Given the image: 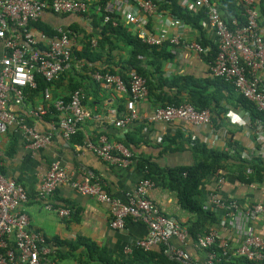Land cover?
<instances>
[{"label": "built area", "instance_id": "2783aa9c", "mask_svg": "<svg viewBox=\"0 0 264 264\" xmlns=\"http://www.w3.org/2000/svg\"><path fill=\"white\" fill-rule=\"evenodd\" d=\"M130 0H107L103 12L118 14L130 26L133 33L140 37L147 46L169 44L181 51L192 52L200 58L205 49L197 41H188L179 35H169L165 28L154 31L146 30V20L128 11ZM138 7L146 18L158 16L151 0H136ZM245 5V23L230 28L223 20L217 6L212 0H189L186 5L203 10L208 28L212 31L217 53L208 63L212 77L224 80L232 85L234 93L251 102L256 110L264 116V25L259 21L258 0H242ZM88 5L83 0H0V148L3 135L10 129L20 134L31 151L46 147L55 132L64 142L69 143L77 134L81 124L91 117L84 107V92L77 89L71 92L68 99L52 98L51 89L42 91V103L29 110L33 120H42L49 115L50 127L46 132H38L34 126L9 110V104L22 106L27 98V90L36 89V76L50 83L59 78L73 65V54L81 51V44L75 36L63 27H56L55 34L47 36L38 31L32 24L50 11L54 15L83 16L88 12ZM100 11V7L96 8ZM169 25L180 28L183 23L170 16ZM107 18H105L106 20ZM92 47L96 40L91 41ZM93 81L104 88L114 87L124 96L125 110L110 111L107 123L119 129H127L141 119L137 105L147 99L148 89L144 78L137 74L130 76L128 86L110 74L93 72ZM231 124L247 131L263 150L264 155V118L251 122L247 113L237 115L228 112L226 115ZM149 124L181 121L195 128H207V140L212 139V114L208 109L197 110L190 104L155 108L144 116ZM207 146L211 144L206 143ZM216 148L217 146H211ZM229 155L235 153L234 148L220 146ZM85 152H91L102 162L122 169L136 167V158L122 144L109 142L101 135L96 142L87 140L83 144ZM145 170H141V178L132 192L124 200L109 195L104 191L100 180L89 174H73L63 168L57 161H52L48 170L41 177L37 196L44 201V208L55 212L61 218H68L70 210L53 206L51 197L59 186L66 185L78 195L94 198L104 203L109 209V226L123 229L127 221L142 223L146 226V236L135 243L136 249L149 251L155 246H163V254L177 264H220L222 259L232 257L245 258L252 264H264V234L255 229V221L264 213V190L260 201L243 205L239 201L224 198L221 191L225 185V177L219 172L209 178L211 185L206 193V204L227 218L232 227L234 237L239 239L236 249L232 248L231 239L220 240L214 228L196 236L192 241L194 247L205 253L204 261L194 259L182 247L170 245L172 239L186 244L191 239L185 226L166 217L156 204L149 199V191L154 184L146 179ZM254 185H249L252 187ZM27 201L25 189L1 172L0 162V264H55L49 248L43 246L46 240L42 233L29 228V219L22 211ZM216 246L219 253L214 251ZM126 253H129L126 250Z\"/></svg>", "mask_w": 264, "mask_h": 264}, {"label": "crops", "instance_id": "0c3cea01", "mask_svg": "<svg viewBox=\"0 0 264 264\" xmlns=\"http://www.w3.org/2000/svg\"><path fill=\"white\" fill-rule=\"evenodd\" d=\"M181 7H186L189 10L196 11L197 9L186 5L189 0H175ZM222 0H212L214 4L220 6ZM236 6L242 0H233ZM264 1V0H263ZM259 2V0H258ZM128 11L137 17H143L146 20L145 29L154 31L156 29L165 28L169 35H179L181 38L188 41H196L199 33L192 30L189 26L183 24L177 28L170 26V15L168 13H160L158 16L146 18L138 7L136 0H130L127 7ZM258 10V6H257ZM88 15L91 16L90 11ZM79 18H70V21L78 23L86 30H94L92 19L88 16ZM261 17V15H260ZM43 20L48 23L55 24L58 27H63L66 21L56 19L50 14H44ZM264 23V17L261 18ZM201 33L205 41L215 44L212 31L208 28L205 21L200 22ZM135 29L131 26V29ZM173 57L170 61L163 64V73L166 77L192 76L199 80L213 79L209 72L208 62L203 58H197L192 52L181 51L177 48L170 47ZM209 47H206V54ZM126 52L114 51L115 60L126 59ZM99 67L100 64H95ZM89 75V74H88ZM90 77V76H89ZM264 81V73H261ZM84 99L83 105L90 112L91 117L81 124L78 130V136L72 138L67 143L64 142L58 132H55L51 142L44 148L38 151H31L25 144L24 139L20 134H15L12 130H8L2 138L0 148V162L2 174L11 180L20 184L26 191L27 201L22 205V211L29 219V228L32 231L40 232L46 240L43 248L47 247L53 255L57 248L61 255L54 257L55 264H102L97 259L100 255L102 260L109 264H133L130 262L132 253L136 250L135 243L143 239L147 234L146 226L142 223L127 221L123 229H113L109 226V209L104 203L96 201L88 196L78 195L72 188L66 185L59 186L50 202L53 206L68 208L70 216L61 218L55 212L48 211L44 208V201L37 196L41 177L48 170L52 161H57L63 168L73 174L76 178L78 174H89L98 178L106 190V192L120 200H124L126 195L133 191L135 184L141 178V173L136 167L130 169H122L116 166H110L102 162L91 152L83 150L85 141L90 140L96 142L101 135L107 137L109 142L120 144L119 141L125 136L127 129H119L107 123V116L110 111H117L120 105L124 103V96L114 87L104 88L99 85L95 89L90 90V86L84 84ZM225 92V90H223ZM52 95L57 94V97L69 96L66 82H62L55 89L52 88ZM42 103V97L39 95L34 103L26 101L22 106L9 104V110L19 117L24 118L27 123L40 132H46L50 127L52 120L51 116H45L42 120H33L29 115V110L34 106ZM155 106L148 100H144L137 105V110L141 119L136 122V125L143 124V129L138 136L139 144L136 148V155H142L150 158L151 162L155 163L159 168L165 167H181L189 166L193 162L192 154L188 148V138L198 136L205 144L209 142V147L220 146L228 143V138L232 134L233 141L236 142L235 151L240 158L249 160L254 155L263 153L262 147L247 135V131L237 125L231 124L226 116L228 112H233L237 115H243L241 110H228L225 115H221L217 126H213L212 139L207 140L209 134L207 128H195L181 121H173L170 123H155L149 124L144 121V116L154 110ZM246 113V112H245ZM249 118V117H248ZM179 134L180 139H177L175 144H169L174 151L162 152V141L165 138H171ZM76 141L81 142V145ZM162 145V147H159ZM178 146V149L176 147ZM214 148V147H213ZM231 171V170H230ZM225 177V185L221 191L224 198L234 199L243 205H248L252 202L260 201L262 187L256 185L252 187L239 184L231 172L225 171L221 173ZM211 180H207L204 185V193L209 189ZM149 199L153 201L160 211L168 218L179 224L186 223L190 218L179 205L175 194L163 188L153 187L149 191ZM74 214V215H73ZM255 229L260 235L264 234V213L260 214L255 221ZM214 228L220 240L231 239L232 248L236 249L239 245V239L234 237L233 230L229 221L224 216H220L219 224ZM78 239L84 240L94 246L96 253L93 257L84 255L85 245L81 244L74 252L69 249V245H74ZM65 242L66 245L55 248V241ZM170 245L173 247H182L199 262L204 261L205 253L194 247L190 240L186 244H181L172 239ZM155 246L152 249H156ZM151 249V250H152ZM70 250V251H69ZM128 250L129 253H126Z\"/></svg>", "mask_w": 264, "mask_h": 264}, {"label": "trees", "instance_id": "16d2710c", "mask_svg": "<svg viewBox=\"0 0 264 264\" xmlns=\"http://www.w3.org/2000/svg\"><path fill=\"white\" fill-rule=\"evenodd\" d=\"M83 1L86 2L89 7L88 10L91 12L95 11L97 7H100L99 12H92L91 16L86 13L80 17L84 18L88 16L92 19L91 23H93L94 30L91 31L86 30L74 21H70L71 17L77 19L79 18L78 16H57L50 11L46 12V14H50L56 19L66 21L63 26L81 44V51L73 54L74 61L81 66L76 68L73 65L59 78L50 83L46 82L42 77L36 76V89L27 90L26 92L28 102L34 103L39 95H42V91L46 87H49L52 91V88L55 89L62 82L67 83L68 92L70 93L79 88H84V84L90 86V90H97L95 88L99 84L93 81L90 76V74L97 71L102 74L117 76L125 86H128L130 76L137 74L145 79L148 89L147 99L155 108L190 104L197 110L208 109L212 114V124L215 127L217 126V122L220 121L221 115H225L228 110L233 109L246 112L251 122L264 118L251 102L243 96L235 94L232 85L224 80L218 78L199 80L192 76L171 78L164 76L163 64L170 61L173 57L171 50H169L171 47L169 44L165 43L161 46H147L143 44L140 37L133 33L131 26L120 15L103 12L102 9L107 0ZM151 1L155 5L158 13H168V15L179 19L184 25L198 32L199 37L196 41L204 49L209 47L208 52L203 54L201 58L205 59L208 63L212 61L217 53V47L215 44L205 41L202 36L200 22L205 17L203 10H189L186 7L179 6L175 0ZM214 5L217 6L216 4ZM257 6L259 21L264 25L261 22V18L264 17V1L259 0ZM217 8L224 22L230 28H235L233 22L237 26H242L245 23L243 16L245 5L243 2H240L239 6H236L233 0H222L220 6H217ZM105 18L107 19L105 20ZM32 25L47 36L54 35L55 28L58 27L55 24L46 22L43 18H40ZM93 39L96 40L95 47H92L91 44ZM116 50L121 52L125 51L126 59L115 60L113 52ZM98 63L100 66H95ZM57 96V94H53L52 98H56ZM63 98L67 100L68 96H64ZM124 103L117 109L118 112L125 110ZM53 113L54 111L51 109L47 116ZM142 129L143 124L136 125L135 123L130 126L119 143L135 155L136 168L140 173L141 170L146 171L144 175L146 179L150 180L155 187L166 189L175 194L177 204L190 217L186 223L180 225L186 227L191 241H194L197 235L219 224L221 213L207 206L206 193L208 191L204 193L203 188L206 181L214 174L228 171L232 173L231 175L233 177L235 174L236 181L239 184L245 186L256 185L264 188V155H254L251 159L245 160L240 158L236 151L233 155H229L221 149L209 147L196 136L193 139L191 137L188 138V148L193 157L191 165L159 168L155 163L151 162L150 158L136 155V148L140 140L138 136ZM77 136L78 134L73 138ZM180 138L181 136L179 134L171 138H165L162 141V145L164 144L165 147H162V145L159 146L163 149L161 153L174 151L169 144H175L177 139ZM76 143L81 145L79 141H76ZM227 146L235 149L236 142L233 141L232 134L228 138ZM177 149L178 146L175 150ZM104 191L106 192L105 189ZM54 241L55 248L67 244L65 242H59L58 240ZM81 244L85 245L87 249L84 255L88 258L93 257L92 254L94 252L96 253V249L93 245L86 243L82 239H78L74 245H69V249L74 252ZM217 245L218 241L213 246V249L219 253L216 247ZM59 255L61 253L57 248L55 253L49 255V257L54 260V257H58ZM96 257L102 264H109L102 260L100 255ZM130 262L133 264H177L163 254V246L149 251L136 249L130 257ZM220 264L252 263L245 258L229 255L228 258L222 259Z\"/></svg>", "mask_w": 264, "mask_h": 264}]
</instances>
